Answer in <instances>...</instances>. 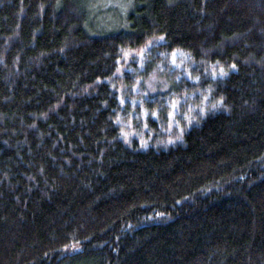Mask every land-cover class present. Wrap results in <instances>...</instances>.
Returning a JSON list of instances; mask_svg holds the SVG:
<instances>
[{"label": "trees", "instance_id": "16d2710c", "mask_svg": "<svg viewBox=\"0 0 264 264\" xmlns=\"http://www.w3.org/2000/svg\"><path fill=\"white\" fill-rule=\"evenodd\" d=\"M152 43L225 72L166 147L116 122ZM0 264H264V0H0Z\"/></svg>", "mask_w": 264, "mask_h": 264}, {"label": "rangeland", "instance_id": "374dc122", "mask_svg": "<svg viewBox=\"0 0 264 264\" xmlns=\"http://www.w3.org/2000/svg\"><path fill=\"white\" fill-rule=\"evenodd\" d=\"M111 5L113 8L117 3L111 1ZM112 8H101L96 18L101 22L114 20L116 14ZM160 42L162 39L157 41ZM155 44H147L140 50L124 49L111 80L121 104L116 114L120 133L127 142L137 139L142 147H166L180 142L186 126L197 122L206 110L219 107V100L211 102L210 89L201 84L202 74L207 67L211 78L225 73L215 65H199L194 71L187 53L166 52ZM149 118L156 121V129L148 126Z\"/></svg>", "mask_w": 264, "mask_h": 264}, {"label": "bare ground", "instance_id": "6f19581e", "mask_svg": "<svg viewBox=\"0 0 264 264\" xmlns=\"http://www.w3.org/2000/svg\"><path fill=\"white\" fill-rule=\"evenodd\" d=\"M171 82V81H170Z\"/></svg>", "mask_w": 264, "mask_h": 264}]
</instances>
